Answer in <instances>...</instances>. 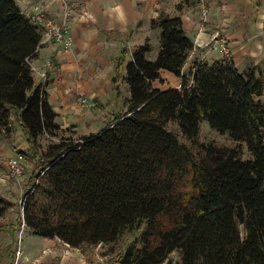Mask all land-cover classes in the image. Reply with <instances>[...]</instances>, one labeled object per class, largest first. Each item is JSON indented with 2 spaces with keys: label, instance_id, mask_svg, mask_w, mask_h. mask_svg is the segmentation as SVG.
<instances>
[{
  "label": "trees",
  "instance_id": "1",
  "mask_svg": "<svg viewBox=\"0 0 264 264\" xmlns=\"http://www.w3.org/2000/svg\"><path fill=\"white\" fill-rule=\"evenodd\" d=\"M151 27L160 30L155 60L146 58V40L124 76V56L116 63L112 82L127 86L126 111L74 140L55 123L47 82L33 81L42 26L15 0H0V138L18 123L28 143L18 154L38 170L14 230L23 223L34 236L81 249L114 245L140 229L116 255L119 264H164L175 252L179 264H264V76L226 59L195 61L183 72L193 42L180 18L160 14ZM160 71L179 86L153 89ZM203 121L236 146L198 143ZM170 122L189 145L167 129ZM44 137L60 138L40 154ZM13 207L0 196V218Z\"/></svg>",
  "mask_w": 264,
  "mask_h": 264
},
{
  "label": "crops",
  "instance_id": "2",
  "mask_svg": "<svg viewBox=\"0 0 264 264\" xmlns=\"http://www.w3.org/2000/svg\"><path fill=\"white\" fill-rule=\"evenodd\" d=\"M15 1L25 15L36 14L41 9L44 19L53 21L60 20L68 6L80 4L68 22L73 36L72 50L63 52L56 45L42 41L30 61L35 70L32 73L35 85L42 84L38 75L44 63H52V68L46 71L45 93L60 129L72 127V130H82L88 135L95 133L90 127L103 123L107 117L111 123L116 115L113 111L120 105L116 98L120 95L121 81L118 89L112 82L116 63L124 56L119 71L120 76H124V66L131 60V52L146 40L152 46L146 58L151 62L155 60L160 30L152 28L151 21L160 14L178 16L193 42L183 72H187L195 61L211 64L222 59L218 51L212 49L211 36L218 33L227 39L229 60L236 69L242 72L248 67H257L264 76V0ZM204 6L208 9L206 29L200 33V12ZM179 84V78L160 71V81L152 82V88L166 90ZM80 97L94 101L96 108L85 111L78 104ZM13 148L16 153L28 149L26 136L18 123L12 135L0 138V156L10 155ZM13 208L0 218V264H11L10 259L17 248L18 232L14 226L19 217L13 213ZM22 242L19 257L27 264H89L82 248H70L58 239L40 238L26 229Z\"/></svg>",
  "mask_w": 264,
  "mask_h": 264
},
{
  "label": "rangeland",
  "instance_id": "3",
  "mask_svg": "<svg viewBox=\"0 0 264 264\" xmlns=\"http://www.w3.org/2000/svg\"><path fill=\"white\" fill-rule=\"evenodd\" d=\"M67 6V5H66ZM67 9V8H66ZM65 9V10H66ZM73 11H69L70 15H72ZM69 15L68 17V22L69 18L71 17ZM63 18V16H62ZM61 18V19H62ZM60 19V20H61ZM217 52V50H215ZM124 59V58H123ZM161 85H163V81L160 82ZM121 87L119 88L120 90V95L116 98V102L119 105L117 109H114L113 113L115 114H121L126 111L128 107V99H129V91L126 88L127 86L125 85L124 81H121L120 83ZM178 87V86H177ZM85 98V97H82ZM87 98V97H86ZM128 98V99H127ZM88 99V98H87ZM89 100V99H88ZM91 101V100H89ZM94 102V101H92ZM95 103V102H94ZM80 105V103L78 102ZM96 103L94 108H85V111H91L96 108ZM114 114V115H115ZM114 115H109V116H114ZM109 117L105 119L103 123L100 124H95L94 126L90 127V130L92 132H99L101 129L105 128L109 123H110ZM167 129L175 134H177L178 138L180 141L186 145H189L190 143L185 140L182 135L179 132L178 126L174 122H170L167 125ZM65 130V129H64ZM85 136L82 132V130H72V127L67 128L66 132H64L63 137L69 138L71 137L72 139H80L81 137ZM60 137L56 139H49L47 137H44L42 141H40V148H38V151L40 154L42 153L43 150L47 147L48 143H55ZM5 143V141H2V144ZM198 143L200 144H207V143H215L220 146H228V147H235L236 145L234 142L229 140L225 135H220L219 133L215 132L214 130H211V128L208 126L206 122H201L200 123V134L198 137ZM1 144V145H2ZM15 149L13 148V151L10 153L8 156H0V196L3 198L11 201L14 204V208L12 209L13 213L17 214V217L21 218V212L19 207L21 208V204L23 203V193L25 192L26 189L30 188L31 181L30 178L33 173H37V168L35 166L34 162H30L29 160H25L24 158L20 157ZM11 156V158H17L22 162L24 172L23 174L18 177L14 178L10 175L7 162L5 158ZM241 157L244 159L249 158V155L245 148H242L241 150ZM10 158V159H11ZM11 213V212H9ZM23 224L21 225V229L18 232L17 236V241H16V251L13 255V258L10 259V263L14 264L17 258L19 257V249H21L23 242L22 239L26 235V229L22 228ZM25 227V226H24ZM140 232V229L131 233H126L124 237L116 244L114 245H97V246H87L82 248V251L86 258L88 259L89 264H119V261L116 258V255L126 248L128 244L133 242L138 234ZM20 258V257H19ZM21 260V259H20ZM23 261V260H22ZM25 264L26 260H24ZM164 264H179V255L178 253H173L169 257V260L165 262Z\"/></svg>",
  "mask_w": 264,
  "mask_h": 264
},
{
  "label": "built area",
  "instance_id": "4",
  "mask_svg": "<svg viewBox=\"0 0 264 264\" xmlns=\"http://www.w3.org/2000/svg\"><path fill=\"white\" fill-rule=\"evenodd\" d=\"M80 7L79 3H73L68 6L63 14V18L61 20L53 21V20H45L43 16V11L40 9L36 14H28L26 15L32 22L39 23L42 26V34L41 41L49 42L56 45L63 52H70L73 47V36L71 33V29L68 23V17L70 15L69 11L78 10ZM201 24L199 27V32L203 33L206 29V18L208 15V9L204 6L201 8ZM211 41L213 42V50H217L221 55L222 59L229 60L230 59V50L228 48L227 39L218 33H214L211 36ZM30 69L32 73H34V68L30 63ZM52 68V63L50 61H46L43 65L42 71L39 73V77L42 80V84L46 82V71ZM78 102L81 107L84 108H94L95 103L89 101L87 98L80 97ZM7 166L10 172V175L14 178L20 177L24 168L22 162L17 158H11L7 162ZM23 224V223H22ZM24 228V224L22 226ZM14 264H25L24 261L20 260L18 257Z\"/></svg>",
  "mask_w": 264,
  "mask_h": 264
}]
</instances>
